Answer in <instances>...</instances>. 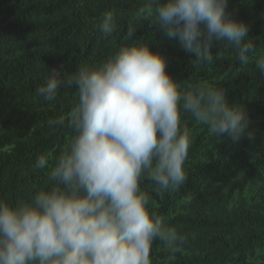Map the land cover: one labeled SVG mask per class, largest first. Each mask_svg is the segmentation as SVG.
<instances>
[{"label": "clouds", "instance_id": "clouds-1", "mask_svg": "<svg viewBox=\"0 0 264 264\" xmlns=\"http://www.w3.org/2000/svg\"><path fill=\"white\" fill-rule=\"evenodd\" d=\"M228 0H141V13L165 38L212 63L213 44L231 46L236 59L264 73L249 25L227 10ZM98 30L110 37L117 27L105 12ZM130 26L115 53L99 65H80L70 74L48 72L36 91L54 101L64 87L76 89L67 113L71 139L48 173L49 186L15 206L0 199V264H152L160 241L171 254L182 251L186 234L154 210L152 192L179 190L187 181L190 130L183 114L206 126L218 140L255 139L246 107L229 103L225 90L197 80L186 87L166 71V59L150 45L133 41ZM65 116L51 121L63 125ZM48 165L45 155L32 170Z\"/></svg>", "mask_w": 264, "mask_h": 264}, {"label": "trees", "instance_id": "trees-1", "mask_svg": "<svg viewBox=\"0 0 264 264\" xmlns=\"http://www.w3.org/2000/svg\"><path fill=\"white\" fill-rule=\"evenodd\" d=\"M81 2L0 0V199L13 206L49 186L48 165L35 171L32 165L40 155L48 159L50 151L65 145L73 135L67 113L76 100V89L61 88L54 101H45L36 89L47 79V71L55 67L67 75L80 65L101 64L122 43L132 42L124 40L130 26L136 30L132 40L148 44L152 51L160 53L166 59V71L177 82L193 76L198 68L226 73L213 85L225 90L229 103L238 102L264 86V73L259 72L255 62L252 70L247 64L242 65L231 46L220 49L218 44H213L214 61L194 66V55L182 50L177 40L165 38L150 16L128 10L131 3L141 0H93L84 7ZM227 10L235 19L249 25L256 52L264 50V0H228ZM108 11L115 13L117 27L110 37L102 38L97 25ZM11 41L23 52L5 51L4 45ZM244 106L250 119L264 113V107ZM61 115L65 116V123L52 125L51 121ZM181 122L189 130L195 125L188 114L182 115ZM249 128L255 131V139L250 142L264 138L260 126L249 125ZM205 138L203 131L193 139L185 166L190 158L198 157ZM262 168L264 148L254 155L244 148L219 150L195 164L179 190L161 193L159 205H152L154 210L166 222L184 228L187 241L183 248L192 252L170 253L167 259L159 261L155 256L162 243L157 240L150 252L152 264H250L246 263L249 253L255 246L264 244L263 212L240 208L225 216L199 210L170 215L179 200L196 191L213 174L226 184L244 172L234 182L242 189ZM141 187L153 194L149 182H143ZM199 227L208 231L198 232Z\"/></svg>", "mask_w": 264, "mask_h": 264}, {"label": "rangeland", "instance_id": "rangeland-1", "mask_svg": "<svg viewBox=\"0 0 264 264\" xmlns=\"http://www.w3.org/2000/svg\"><path fill=\"white\" fill-rule=\"evenodd\" d=\"M93 0H82L81 7H84L86 4H90ZM101 1V0H97ZM141 3L135 2L131 3L128 10L135 12L137 15H145L149 16L148 13H141L140 11ZM123 9H121L122 11ZM115 14V13H114ZM4 50L9 54H19L22 53L23 50L19 47H16L15 42H9L4 45ZM264 54V50L260 52H256V55ZM255 62V56H253L249 63L247 64V68L253 69ZM226 73H220L216 71H207L202 68H198L196 73L193 76L180 81L183 86H187L193 81L203 80L207 81L211 84H214L216 81L222 79ZM240 103L243 105L249 104L250 107L255 109L258 106L264 107V86L249 92L245 95L240 101L233 102ZM264 124V113L260 114L255 119H250L251 126L258 127L260 126L261 131L262 126ZM206 131V138L204 141V145L201 148L198 157L190 158L185 166L186 172L188 173L192 167L197 164L199 161H203L209 157L210 154H214L219 150H236L239 148H244L247 153L252 155L258 154L261 149L264 148V138L260 140H255L254 142H250L249 139H244L243 137L239 142L232 143L230 138L227 136H223L218 140L215 136L211 135L206 126L197 124L195 122L194 127L190 130V139L191 143L193 139L200 133ZM190 143V144H191ZM64 145L56 146L52 151L48 154V173L52 165H54L56 157L59 155L61 148ZM47 173V180H48ZM245 175L244 172H241L235 179L231 182L224 184L218 175H212L201 187H199L196 191L189 194L188 196L179 200L176 204L175 209L171 213V217L181 215V214H189L191 212H205L211 215H220L225 216L231 211L247 208L253 211H260L264 213V168L260 169L250 180L249 182L243 186V188L237 187L234 182L241 179ZM152 205H159V198L161 194L157 195L153 192L151 194ZM166 222V221H165ZM171 226H176L182 233L184 232V228L177 226L175 224L166 222ZM208 231L205 227H199L198 232L206 233ZM184 253H191L192 251L188 249H182ZM170 253L165 250L163 244L160 245L158 252L156 254V258L159 261H163L168 258ZM246 263L250 264H264V244H259L252 249L249 253Z\"/></svg>", "mask_w": 264, "mask_h": 264}]
</instances>
